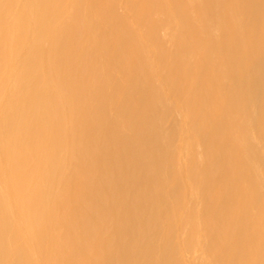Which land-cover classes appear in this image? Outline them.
<instances>
[{
    "label": "bare ground",
    "instance_id": "bare-ground-1",
    "mask_svg": "<svg viewBox=\"0 0 264 264\" xmlns=\"http://www.w3.org/2000/svg\"><path fill=\"white\" fill-rule=\"evenodd\" d=\"M160 2L146 24L142 0H1L0 264H235L224 212L239 254L264 264L248 191L251 166L264 198V0H232L238 40L218 34L225 0L207 19L205 0ZM219 155L252 222L241 197L218 202Z\"/></svg>",
    "mask_w": 264,
    "mask_h": 264
},
{
    "label": "rangeland",
    "instance_id": "rangeland-1",
    "mask_svg": "<svg viewBox=\"0 0 264 264\" xmlns=\"http://www.w3.org/2000/svg\"><path fill=\"white\" fill-rule=\"evenodd\" d=\"M150 0H142V8H141V15L143 17V20L145 21L146 24H150L151 23V13H150V8H155V9H159L161 12L164 13L163 11V3L160 2L161 0H154L156 1V5H150L149 3ZM205 4H206V8H205V11L202 9L201 6L199 5H196L195 6V9L199 15L200 18H206V16H210V17H216V16H219V8L218 7H215L213 6V4L210 2V0H205ZM0 3H1V0H0ZM232 3V0H225V2H223L221 8L223 10V17H222V23L219 27V30H218V34L221 35V34H224L225 33V30H226V26H230L232 29H231V39L232 40H238V37H237V34L234 30V28L232 27L233 26V23H232V20L230 18V13H229V5H231ZM204 13H203V11ZM136 11V10H135ZM138 18V16H137ZM189 22L194 26V23L189 20ZM156 38H157V47L159 48V50L161 51V54H163V58H165L166 56V53L168 52L167 51V46L164 44V42L161 40V38L159 37L158 35V30L156 29ZM5 38V41L7 40V35L4 36ZM122 42L127 45V46H131V45H134L137 49L138 48H141V45H140V42L139 40L136 38L135 35H129L127 36V38L123 39ZM215 42V38H213V43ZM230 46L231 48L235 51L236 48H241L240 45L237 47V46H234L230 43ZM6 47V46H5ZM242 49V48H241ZM182 52H183V49L181 48ZM180 50L178 49V47L176 46V44L173 46V48L171 49V62L177 66V68H179L180 64H181V60L179 58V55H178V52ZM135 54H137L139 57H143V54L140 52V51H135ZM235 55V53H234ZM223 86L225 87V89L228 91V96L231 98L232 100V108L234 110L237 109V103L233 97V94L231 92V89L229 88L228 85H226L224 82L222 83ZM182 86V84H181ZM0 95H1V91H0ZM140 103V102H139ZM225 101L223 102V107L224 109L226 108V105H225ZM123 107H127V105L125 104ZM114 110V113L115 114H118V112L116 111L117 108H113ZM121 113H123L124 115L127 114V111L125 110V108H121ZM112 119H117V118H114V116H111ZM124 119L126 120V116H124ZM126 125L129 126L128 123H126ZM194 128L196 130V133L199 134L200 133V126H198L197 124L194 125ZM206 132V130H204V133ZM155 138L158 139V130L155 129ZM227 140V139H226ZM225 143L223 145H221V147H224V148H229L230 149V146H229V143L224 141ZM126 146H129L130 147V144L129 143H125ZM159 145H160V142L158 141L157 143V148H159ZM150 146V145H148ZM227 146V147H226ZM260 162H261V165H262V168L264 170V156L261 155L260 156ZM228 162H226V159L225 157H223L222 155H219L218 157V163H217V168H218V191H217V198H218V202L222 208V210H225V209H229V208H232L234 205L237 204V201L236 200V197L239 198L241 197V202L246 205V207L250 208L251 211H249V215H250V222H252V219H253V211L251 209V205L250 203L246 200L243 192H241V189L238 187V185H235V188L231 189L229 184H228V176H227V164ZM145 169V168H144ZM149 179L152 178V174L150 172H146ZM167 173V172H165ZM238 173V172H236ZM248 173H249V176H248V180H249V185H248V191L251 195V197L253 198V201L254 203H256L258 205V207L261 208V216H262V219H263V224L262 223H259V221L257 220V218H255L257 224H260V227L264 226V198H263V194L262 192L260 191V189L257 187L256 185V182H255V177H256V172L254 171L253 167L249 166L248 167ZM163 175H167V174H164ZM223 179V180H222ZM151 180V184H152V187L150 188V191L151 192H154V189H155V183L152 179ZM240 191V192H239ZM260 210V209H259ZM166 214V218L168 217V212L165 213ZM252 215V217H251ZM222 225H223V233H222V237H221V240H222V245L223 247L225 248V252L227 253L226 254V259H230L231 261H233L235 264H249V260L247 259V254L245 252H242V254L240 255L237 250V247H236V240L235 238L233 237V234H232V229L228 226V224L226 223L225 221V212H224V215H223V218H222ZM256 238V236H255ZM256 240H259V239H256ZM260 243L261 245L264 247V239L260 240ZM258 254V255H257ZM256 255L258 256V260H259V264H262L261 262V259H260V253L258 252V250L256 251ZM240 259V261H238Z\"/></svg>",
    "mask_w": 264,
    "mask_h": 264
}]
</instances>
